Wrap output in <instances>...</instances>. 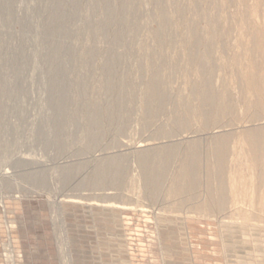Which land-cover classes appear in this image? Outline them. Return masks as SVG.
<instances>
[{
    "label": "rangeland",
    "instance_id": "rangeland-1",
    "mask_svg": "<svg viewBox=\"0 0 264 264\" xmlns=\"http://www.w3.org/2000/svg\"><path fill=\"white\" fill-rule=\"evenodd\" d=\"M202 62L230 109L222 198ZM250 132L264 156V0H0V264H264ZM168 148L151 194L138 156Z\"/></svg>",
    "mask_w": 264,
    "mask_h": 264
},
{
    "label": "bare ground",
    "instance_id": "bare-ground-1",
    "mask_svg": "<svg viewBox=\"0 0 264 264\" xmlns=\"http://www.w3.org/2000/svg\"><path fill=\"white\" fill-rule=\"evenodd\" d=\"M106 2H108V1H106ZM104 5L106 6L107 3L104 4ZM106 8L104 10H106V12H107V9ZM110 10H111V8H110ZM123 10H125V9H123ZM207 12H208L211 20L216 19V16L214 15V12H213V9L210 12V9L208 8V11H206V13ZM211 24L212 25L209 28L210 29L209 30V38L204 43V47H205V49L209 53H211L212 51H214L216 45L219 42L222 41V39L216 37V35L213 33V24L214 23L211 22ZM207 30H208V28H207ZM184 33H186V31ZM187 34H189L190 38H193L194 37L191 30H188V33ZM189 36H187V37H189ZM206 36H208V35H206ZM115 59L116 58L114 57V60ZM194 67L195 66H193V69H194ZM197 68H198L197 69V74L198 75H196V76H198V79H197V82L195 83V89H196V91H198L197 92L198 97H199V103H198L199 104V107L198 108L200 109V118L202 119V123H203V125H204L205 128H208V127H210L212 125V127H213L212 130H214V128L216 129V130L210 132V136H209L210 142H209V145H210L211 152H212V156L211 157L213 158V161L216 162V166H217L213 170V172H214V174L216 173V184H217V187H218V191L220 193V198H222L223 197L222 193H223V190H224V182L222 181V174H223L224 166H225L226 161H227L228 138L225 137L224 133H222V132H224V130H221L219 128H221V125L223 126L222 123H225L226 122V121L224 122L223 119L229 114V110L230 109H229V105L225 102V98L226 97H224L223 95L218 94L213 89L214 86H215V84H214L215 81L214 80H215L216 77H219V78L221 77L219 75L222 74V69H218V70L210 69L208 67V65H206V63H203V62L200 63ZM161 69L162 68H160L158 71H160ZM107 71H108L109 74L111 73L110 72L111 71L110 68L107 69ZM251 84H252L251 87L253 86V88L256 91H258V92L261 91L259 89V87H258L257 82H252ZM110 85H109V87H110ZM119 85H122V86H120V87L117 88V92L119 93L117 95L121 96L122 94H125V92L123 93V91H125L126 89L124 90L125 86H123V84H119ZM111 88H112V86H111ZM146 94H147V97L154 98V100H155L158 108H161L163 106L162 104H164V101H166L165 99L167 98L166 97V94H163V93H155V92H153L151 94V92H147ZM118 100L120 101V99H118ZM181 106L183 108L182 110H184V112L186 114H189L188 113L189 112L188 111V105L186 104V102H183ZM226 125L223 126V127H226ZM215 126H217L218 128H216ZM254 140H257V137L255 136L254 133H251L250 132L249 134H246L245 135V138H244L243 141H244V145H246V148H247L246 150H247V154L249 156V159L251 160V162L253 163V165L258 166V165H260V164L263 163L264 156L263 155H260L258 153L257 149L255 148ZM145 144H147V143H145ZM139 147H144V144H143V146L140 145ZM169 148L168 149H164V150L162 149V152H160L161 150L159 151L160 153H162V159L159 160V161H157V162H154L155 160L152 161L153 158L152 159L151 158H148V152H141V154L138 156V158L140 160H137V162L139 161L138 163H140V165H141L140 170L143 169V171H144L145 183H146L149 191L151 192V194H154V192L158 188V185L160 183V180L162 179L161 177L163 176V172H164V170L167 169V168L165 169V166H166V162H168L167 161L168 160L167 158L170 156V153H171V150H170L171 148L170 149ZM196 157H197V148L193 147V148H191L190 152L187 154V158H186V169L183 167V174H184V176L185 175L192 174V171L194 169V162H195L194 160L196 159ZM112 167H113V170H112L113 173H111V174H113V176H115V175H117V171L118 170H116V168H117L116 165H114ZM180 177H183V175L181 173H180ZM159 187H160V185H159ZM223 226H225V225H223ZM243 230H245V229H243ZM249 257H250V255H249Z\"/></svg>",
    "mask_w": 264,
    "mask_h": 264
}]
</instances>
